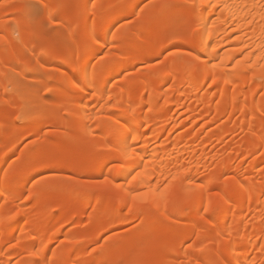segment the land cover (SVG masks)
Wrapping results in <instances>:
<instances>
[{"label":"rangeland","instance_id":"1","mask_svg":"<svg viewBox=\"0 0 264 264\" xmlns=\"http://www.w3.org/2000/svg\"><path fill=\"white\" fill-rule=\"evenodd\" d=\"M84 1L0 0V25L5 24L9 28L7 31L0 29V130L5 129L7 132L6 136L0 138V160L6 157L7 161L6 166L0 170V183L11 181L8 194L5 197L1 195L0 207L4 216H0V222L4 225L18 212H26V221L13 239L5 242L8 233L6 228L0 234V264L40 261L36 258L39 249L59 231L62 233L58 234L57 240L48 245L49 249L43 259L45 264H98L89 260L93 255L104 252L109 240H115L110 249V264H146L155 259L161 262L159 264H196L201 245L206 254H212L205 264H212L217 258L213 253L217 242L214 226L217 223L204 206L200 210L201 221L196 226L190 224L191 206L183 201L175 202L170 213L174 214L176 220H182V216H186L184 225L183 221H180V225H171L155 205L147 203L128 205L119 217L125 223L119 225L120 219L114 215L120 213V201L108 184L114 174H123L128 163L113 161L105 166L98 178L94 175L104 157L92 154L98 137L102 136L97 121L118 113L114 110L115 100L120 97V88L127 81L135 82L134 87L132 86V90L137 93L135 103L144 105L139 108L146 114L150 112L152 103L161 107L167 104L166 95L160 99L154 96L155 87L161 78L173 71H189L195 75L192 85L177 87L171 81L164 86L166 94L172 93V116L170 120H158L146 129L147 137H155L159 131L162 133L160 140L154 143H150L151 140L147 138L148 149L151 150L150 145L153 146L152 149H156V146H172L175 156L185 150H197L194 159L188 158V165L195 169L199 184H205L208 177L220 183H264V142L260 141V148L254 150L255 143L249 137V124L253 117L249 113H243L245 105H253L261 109L256 117L264 122V88L257 87L264 85V79L253 80L245 86L242 99L225 111L219 96L215 95L222 89L220 85L214 86L209 80L199 90H192V87L198 85L200 66L193 58L195 53L189 55L185 51L193 47L175 40L176 37L172 34L177 33L183 37L190 33L191 20L185 18L180 23H175L173 18L176 10L168 9L175 3H182L188 8L186 0H141L133 6L128 4L134 0H90L88 6H85ZM121 3L127 5L124 10L126 16L100 37L99 43L104 47L92 60L90 69L96 71L97 85L100 88L102 81L117 64L132 58H137L138 63L101 87L103 90L99 99H96V91L90 88V78L81 76L74 81L76 95H86V100L91 99L87 100L91 104L89 112L96 119V122L90 124L94 133L92 139L79 141L89 149L78 152L76 146L79 142H68L72 119L69 114L70 104L63 103L58 95V91L64 90L62 71L67 75L70 72L69 67L62 65V61L66 58L71 60L72 57L71 61L75 64L84 58L87 27L104 28L121 14L118 8ZM157 11H165V17L154 27V14ZM19 24L25 30H33L37 36L27 43L23 40L24 30L17 26ZM148 27H154L159 39H154L146 32ZM4 37L9 38L12 43H2ZM132 40L140 48L133 46ZM11 47L16 56L8 60ZM229 48L222 47V52L229 51ZM158 50L161 51V56H150ZM227 90L231 93L233 87L227 86ZM25 100H29V105L23 110ZM201 100L206 104L202 105ZM207 105H211L210 109ZM55 107H59L60 111L48 118ZM27 118L32 121L28 122ZM29 124L38 133L27 136L20 132L28 128ZM183 134L199 138L179 142V137ZM15 142L16 151L7 156ZM54 145L57 147L54 148ZM258 159L262 161H257ZM230 160H233L234 167L225 171L224 165ZM76 165L80 168L69 169ZM136 170L134 171L137 173ZM27 176L30 178L26 181ZM94 177L102 188L91 184ZM236 185H217L209 190V194L215 198L221 192L236 196L240 192ZM86 192H93V195L86 196ZM98 194L107 198L101 199L102 207L101 204L96 207L93 201ZM90 201L92 202L84 207V203ZM261 201L264 198L261 197ZM57 203L62 204L61 209H56ZM69 214L76 215L69 223H45L49 216L63 217ZM257 216L258 213L253 212L248 218L249 222L253 223ZM232 224L233 216L230 214L225 226L230 228ZM100 225H109L112 229L98 242L67 256L74 242L92 235ZM156 230L163 231V236L151 246L142 248L140 257L126 256L135 247L139 248L138 243L148 239ZM185 232H203L208 238L205 242L203 237L192 238L177 246V241ZM262 239L264 240L263 237L259 238V243ZM21 243L25 246L28 244V248L15 251ZM162 247L166 249L160 250ZM258 253L253 251L250 255V262H254L253 264L264 263V258L260 259L261 255Z\"/></svg>","mask_w":264,"mask_h":264},{"label":"bare ground","instance_id":"2","mask_svg":"<svg viewBox=\"0 0 264 264\" xmlns=\"http://www.w3.org/2000/svg\"><path fill=\"white\" fill-rule=\"evenodd\" d=\"M140 1L141 0H134L132 3L128 4V6L136 5ZM84 2L85 6H88L90 0H85ZM185 2L188 3V8L184 7L182 3H175L170 5L168 9L176 10V14L173 18L175 23H180L185 18L191 20L189 35L182 37L177 33H172L176 37L175 40L196 48L197 51L202 53L199 60L195 59L200 66L199 82L196 87H192V90H199V88L205 85L209 80L212 81V85L214 86L220 85L222 89L215 95L219 96L220 104L223 109L228 111L229 106H235L242 99V91L245 86L249 85L253 80L264 79V58H261V55H264V52H262V49H264V0H203V2L202 0H186ZM209 4L212 5L211 8L208 7ZM126 7L127 5L125 3H121L118 7L119 10H121V14L112 19L104 28L95 26L91 28L87 27V32L84 37V58L78 59L79 61L75 64L71 61L72 57L71 60L70 58H66L62 61V65L64 64L63 66L70 68L68 75L62 71L64 90L58 91L61 101L63 103H69L71 107L69 110V114L72 117L69 143L75 141L79 142L81 139H92L94 133L91 130L90 124L96 122V119L92 118L89 112V105L91 104H89L90 102L87 100L91 99L87 96L88 99L86 100V95L82 97L76 95L74 81L81 76L87 79L90 78L92 80L90 88L96 91V99H99L103 90L101 87L106 86L114 76L128 68L135 67L138 63L137 58H132L129 61L117 64L102 81L100 88L97 85L98 79L96 71L90 69L92 60L104 47L103 44L99 43L100 37L108 33L117 22L126 16L124 12ZM56 12L57 10L55 13ZM163 17H165V11H157L154 14L153 26L155 27ZM214 17L216 19L211 23ZM206 24L207 33H205ZM17 26L19 29L24 30L25 36H23V40L27 43L37 36L33 30H25L20 24ZM154 27H148L146 32L154 39H159L154 32ZM0 29L7 31L9 28L7 25L2 24L0 25ZM1 42L12 43L7 37H4ZM132 45L140 48L138 43H135V40H132ZM207 45H212L215 51L209 49L208 52L210 56L208 59H205L203 52L204 46ZM224 46H229V51L223 53L222 47ZM10 49L8 60L16 56L12 47ZM150 56L153 58L159 57L161 56V51H155ZM237 60L238 63H234ZM194 77L195 75L193 73L186 70L173 71L170 74L167 73L155 87L156 90L154 94L157 99L166 95V106L161 107L152 103L150 112L146 114H143L141 108H139L144 105L135 103L137 93L135 90H132V86L134 87L135 82L127 81L125 86L120 88V97L115 100L114 110H117L118 113L107 116L101 121H97L102 136L100 134L101 137H98L95 146L92 148V154L95 156L104 155V157L94 175H97L98 178L99 175H102L105 166L113 161L128 163L125 166L123 174H114L108 184L120 201V213L115 214V218L118 219L128 205L147 203L155 205L156 209H159L158 212L166 216L171 225H180V221L185 220L186 216H182V220H176L173 217L174 214L170 213V211L175 202L183 201L188 206H191L192 220L190 224L196 226L198 221H201L200 210L204 206L217 223V226H214L217 240L216 249L213 250L217 258L212 264H251L250 255L253 251H255V253L259 252L260 254H258L261 255V258H259L263 260L264 240L262 239L263 243L261 241L259 243V238H264V201H261V197L264 198L263 182L254 183L253 181H240L237 183V181H234L220 183L212 177H208L205 181L206 183H203V186V184H199L196 180L195 169L190 168L188 165V158L190 157L189 160L194 159L197 150H185V152L183 151L181 154L179 153L180 155L175 156V150L172 146H165L162 148L156 146V149H152L153 146L150 145V149L153 151L150 152L151 150L148 149V139L151 140L149 141L150 143H154L160 140L162 133L160 134L159 131V134H155L157 136L147 137L146 129L158 120L163 119L164 121H168L172 116L170 113L171 106L174 104L171 97L172 93L166 94L167 92L164 91V86L171 81L175 82L177 87L192 85ZM227 86H232L233 92L229 93ZM257 87L264 88V85H258ZM190 93H192V91H190ZM200 102L202 105L206 104L203 100ZM28 103L29 100L24 101L23 110L27 109ZM210 106L211 105H207L209 109ZM59 111V107H55L48 118L54 117ZM243 113H249L253 117L249 124L251 131L249 137H251L255 143L254 150H257L260 148V141L264 142V122L256 117L261 113V109L253 105H245ZM27 120L28 122L32 121L30 118H27ZM20 132L27 136L38 133L37 130L30 128V124L28 128H24L20 130ZM6 135V130L1 129L0 138ZM190 136L194 137V135H181L179 137V142L189 141L190 139L196 140L199 138L198 135V138ZM143 143L145 144L143 145ZM138 144H142L143 146H139ZM56 147L57 146L54 145V148ZM87 148L89 149L87 145L80 142L76 146L78 152L84 151ZM16 149L17 142L13 144L7 156L13 154ZM260 160L261 159H258L257 161ZM257 163L258 162H256V164ZM6 164V157H3L0 160V170L4 168ZM233 164V160L227 162L224 165L225 171L232 170L234 167ZM79 168L80 167L77 165L69 167L71 170ZM136 169H138V171ZM134 170L137 171L136 178L125 184L123 182V177L127 175L128 172ZM29 178L30 176H27L25 180L27 181ZM3 182L5 183H0V185L2 184L0 186V202L2 200L1 195L5 197V195L8 194L7 192L11 184L10 180ZM91 184L99 189L103 187L98 183L95 177L91 181ZM236 184H238L240 190V192L238 191L239 194L236 196L221 192L215 198L209 194V190L217 185L234 186ZM85 195L92 196L93 192H86ZM136 196H139L140 199L134 200L133 197ZM103 198L104 197L99 194L96 196L93 200L96 207L102 203L101 199ZM106 199L107 198H104L103 200ZM91 202L92 201L84 203V207L88 206ZM100 207H102V204ZM1 208L2 207H0V216L3 217L4 212ZM61 208L62 204L57 203L56 209ZM253 212H257L258 216L253 223H250L248 218ZM169 213L172 214V218H170ZM230 214L233 216V224L230 228H227L225 226V221ZM75 216V214H69L63 217L49 216L45 223H69ZM25 217L26 212H18L8 223L3 225V222H0V234H3L4 228L8 231L5 242L10 241L16 236L20 227L26 221ZM175 217L177 218V216ZM124 223L125 221L120 219L119 225H123ZM182 223V225H184V221ZM111 229L112 226L100 225L92 235L84 238L80 242H74L69 248L67 256H71L78 251L86 249L91 244L98 242L101 237ZM60 233H62V231H59L54 237L46 240L44 245L41 246L36 254V258L40 261L30 260L29 262H21V264H45L43 259L49 249L48 245L55 242ZM162 236L163 231L156 230L148 239L138 243L139 248L135 247L126 256L140 257L142 248L151 246ZM196 237H203V241L205 242L208 235L203 232L196 234L185 232L181 236L179 242L177 241L176 245H183L186 241ZM114 241L115 240H109L104 252L100 255H93L89 261L98 264H110L109 255L112 253L110 249ZM17 247L19 248H16L15 251H22L28 248V244L25 246L21 243ZM164 249H166V247H162L160 250ZM1 253L2 250H0V256L2 255ZM198 253L196 264H205V261L212 256V254L205 253L202 245L198 248ZM0 260H2V258ZM159 263L161 262L155 259L148 261L146 264ZM262 264L264 263L262 262Z\"/></svg>","mask_w":264,"mask_h":264},{"label":"snow or ice","instance_id":"3","mask_svg":"<svg viewBox=\"0 0 264 264\" xmlns=\"http://www.w3.org/2000/svg\"><path fill=\"white\" fill-rule=\"evenodd\" d=\"M202 2H203V0H202ZM208 7L211 8L212 5L209 4ZM209 23H210V22H209ZM205 33H207V24L205 25ZM178 47H179V46H178ZM209 49H210L211 51H215V48H214L212 45L204 46L203 56H204L205 59H208L209 56H210V53L208 52ZM185 51H186L187 54H189V55H193V54L195 53V55H194V57H193L194 59L199 60V59L201 58L202 53L199 52V51H197L196 48H187ZM262 52H264V49H262ZM245 55H246V54H245ZM258 55H260V54H258ZM261 58H264V55H261ZM234 63H238V60L235 61ZM141 167H142V166H141ZM135 178H136V172H135V171H130V172L127 173V175H125V176L123 177V182L126 184V183H128L130 180L135 179ZM105 183H107L106 180H105ZM133 199H134V200H138V199H140V197H139V196H136V197H133ZM157 211H159V209H157Z\"/></svg>","mask_w":264,"mask_h":264}]
</instances>
